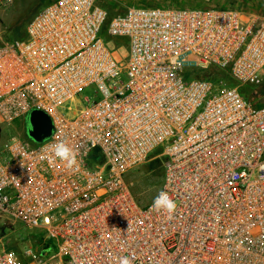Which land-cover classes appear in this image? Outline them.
Returning a JSON list of instances; mask_svg holds the SVG:
<instances>
[{
  "label": "built area",
  "instance_id": "built-area-1",
  "mask_svg": "<svg viewBox=\"0 0 264 264\" xmlns=\"http://www.w3.org/2000/svg\"><path fill=\"white\" fill-rule=\"evenodd\" d=\"M107 20L121 57L99 37ZM209 68L238 86L187 75ZM89 86L99 101L85 98L72 118L60 111ZM240 86L264 87V15L45 6L22 39L0 44V125L31 110L52 124L40 144L11 135L2 145L0 219L44 236L22 255L2 246L0 264H264V92L246 98ZM61 141L77 166L54 157ZM158 147L160 191L177 204L170 219L124 182Z\"/></svg>",
  "mask_w": 264,
  "mask_h": 264
},
{
  "label": "rangeland",
  "instance_id": "rangeland-1",
  "mask_svg": "<svg viewBox=\"0 0 264 264\" xmlns=\"http://www.w3.org/2000/svg\"><path fill=\"white\" fill-rule=\"evenodd\" d=\"M51 2L52 0H11L6 7L0 10V44L11 42L25 35L28 22ZM100 3L107 11L108 17L121 13L128 7L237 9L245 14L264 15V0H100ZM108 22L109 20L104 23L99 37L112 53L121 57L122 52L117 49L113 41L107 38ZM122 62L125 60L122 59ZM119 79L125 80V73L120 74ZM232 86H238V84L233 83ZM255 90L248 86L239 87L240 93L246 98H249ZM85 98H88L90 102H96L101 99V96L95 93L94 86H89L73 100L66 102L60 111L69 118L74 117L80 109L87 105ZM25 120L24 118L10 125H0V150L11 135L18 136L22 141H27L31 145L44 141L33 142L27 137ZM161 149V147L155 149L145 162L127 171L124 175V182L131 195L141 206L151 202L160 191L164 172L160 161L165 159ZM43 236L44 232L39 229L29 230L19 222L0 219V249L4 246L22 255L29 245L41 241ZM52 252L53 249L47 251L48 254Z\"/></svg>",
  "mask_w": 264,
  "mask_h": 264
},
{
  "label": "clouds",
  "instance_id": "clouds-1",
  "mask_svg": "<svg viewBox=\"0 0 264 264\" xmlns=\"http://www.w3.org/2000/svg\"><path fill=\"white\" fill-rule=\"evenodd\" d=\"M53 154L55 158L65 162L67 167L73 168L77 166V153L73 151L65 142L61 141L52 145ZM19 183V181H17ZM152 209L157 212H164L168 215V218H172L175 213L177 204L165 191H159L157 196L154 197L152 202ZM10 256L12 254H9ZM119 264H132V261L128 257L119 258Z\"/></svg>",
  "mask_w": 264,
  "mask_h": 264
},
{
  "label": "water",
  "instance_id": "water-1",
  "mask_svg": "<svg viewBox=\"0 0 264 264\" xmlns=\"http://www.w3.org/2000/svg\"><path fill=\"white\" fill-rule=\"evenodd\" d=\"M25 119L27 123L25 133L33 142H41L50 137L52 124L44 112L32 110L25 116Z\"/></svg>",
  "mask_w": 264,
  "mask_h": 264
},
{
  "label": "trees",
  "instance_id": "trees-1",
  "mask_svg": "<svg viewBox=\"0 0 264 264\" xmlns=\"http://www.w3.org/2000/svg\"><path fill=\"white\" fill-rule=\"evenodd\" d=\"M23 37H24V35H21L18 39H22ZM122 42H124V41L123 40L122 41L116 40V44H120ZM187 75H192L195 78L200 79V80H209L215 84L221 80L224 81L229 86H232L234 83L226 72L217 71L213 68H209L207 70L194 69V70L190 71L189 73H187ZM263 89H264V87L258 91H253V93L251 94V96H249V98H254L256 95L262 94L264 92ZM90 160H94L96 162H99L100 158L95 159V154H92L90 156ZM164 161H165V159L160 161V165L162 167H163Z\"/></svg>",
  "mask_w": 264,
  "mask_h": 264
},
{
  "label": "crops",
  "instance_id": "crops-1",
  "mask_svg": "<svg viewBox=\"0 0 264 264\" xmlns=\"http://www.w3.org/2000/svg\"><path fill=\"white\" fill-rule=\"evenodd\" d=\"M52 1H54V0H52Z\"/></svg>",
  "mask_w": 264,
  "mask_h": 264
}]
</instances>
